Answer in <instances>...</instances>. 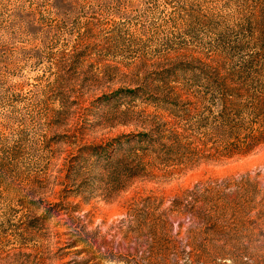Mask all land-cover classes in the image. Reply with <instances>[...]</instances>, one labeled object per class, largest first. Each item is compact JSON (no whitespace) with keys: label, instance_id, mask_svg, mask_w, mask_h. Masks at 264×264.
<instances>
[{"label":"rangeland","instance_id":"1","mask_svg":"<svg viewBox=\"0 0 264 264\" xmlns=\"http://www.w3.org/2000/svg\"><path fill=\"white\" fill-rule=\"evenodd\" d=\"M200 59L256 105L264 0H0V264H264V141L228 152L213 135L187 167L169 146L111 150L189 124ZM126 166L115 190L104 175Z\"/></svg>","mask_w":264,"mask_h":264},{"label":"trees","instance_id":"2","mask_svg":"<svg viewBox=\"0 0 264 264\" xmlns=\"http://www.w3.org/2000/svg\"><path fill=\"white\" fill-rule=\"evenodd\" d=\"M200 62L202 63V67L197 69L199 71L198 74L206 76V84L204 86L206 91L203 90V95L208 92L212 96V101L217 105H221L216 115L207 116L198 110L199 105L202 104L204 99H207L206 96L201 94L193 102L197 107L195 108L194 115L190 119H187V121L189 120L188 125H173V129L169 131L168 135H165L166 130H163V128L149 129L143 133L133 135H123L115 139V145H113L111 150L115 149L116 144L120 146L124 143L129 146L128 154L145 158L154 149H157L158 146H169V154L176 157L174 161L175 165L187 167L192 163H196L197 159L202 156L205 151L204 147L208 145L207 139L213 135L216 138L222 139L221 141L225 145L224 148L228 152L232 150L233 152L250 150L263 142L264 95L256 105H254V102L250 104L255 108L249 106L242 107L239 100L246 96L243 94V89L235 87V84H228L227 80L222 81L218 74H212V61L200 59ZM142 90L143 87H136V89H126V92L135 94ZM217 94H220L219 97H217ZM260 104L263 105L261 108L258 107ZM245 114L251 116L252 120L247 122L243 118ZM165 141H168L169 145L165 144ZM111 153L107 147L103 146H86L81 150L83 156L89 155L95 158H103L105 155H108L107 159L110 167L112 166L114 157ZM135 169L136 167L130 168L126 166L120 174L118 171L113 172L108 168L109 171L104 175L105 178H103L109 181L110 184H113L112 188H115V190H124L126 182L137 178L138 175L134 171ZM199 198V193L191 192L183 200H175V205L181 206L183 201H187L188 206H190L197 203ZM75 231L76 234L73 237L76 239L71 244L74 248L79 246V231L74 230V233Z\"/></svg>","mask_w":264,"mask_h":264}]
</instances>
